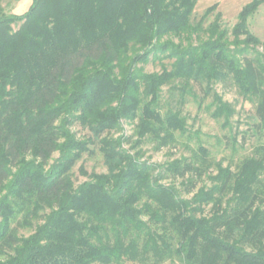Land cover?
<instances>
[{"label": "trees", "instance_id": "trees-1", "mask_svg": "<svg viewBox=\"0 0 264 264\" xmlns=\"http://www.w3.org/2000/svg\"><path fill=\"white\" fill-rule=\"evenodd\" d=\"M197 1L32 0L20 17L0 7V264H264L263 147L234 172L216 164L191 199L163 173L189 175L194 188L204 159L161 171L131 152L184 133L180 109L161 113L165 86L178 106L194 86L212 93V116L228 124L233 109L212 84L229 83L264 126V43L248 25L264 0L245 4L230 29L216 5L195 20ZM150 60L169 68L144 72ZM123 121H136V140L113 135ZM95 152L106 172L81 163L76 185L75 166Z\"/></svg>", "mask_w": 264, "mask_h": 264}, {"label": "rangeland", "instance_id": "rangeland-1", "mask_svg": "<svg viewBox=\"0 0 264 264\" xmlns=\"http://www.w3.org/2000/svg\"><path fill=\"white\" fill-rule=\"evenodd\" d=\"M251 0H198L193 18L198 20L204 11L216 5L214 13L221 15V23L224 27H230L236 22L237 14L240 9ZM32 3V0H0V7L3 12L16 17L25 15ZM213 13V14H214ZM213 16H209L206 23L213 20ZM250 31L264 43V5L260 6L257 12L248 21ZM258 51L264 55V47H259ZM167 61H148L144 65H140L144 72H160L162 66L169 68ZM213 91L222 97V100L230 105L233 109V114L228 119V124L224 123V118L215 119L212 116L214 110L213 94H209L206 98H201L202 92L197 86L192 88L190 94L184 96V104L178 106L177 100L179 92L171 90L168 86L162 88L161 91V113L167 110H181V115L185 121V131L180 133L174 132V142L161 147L157 150V141L147 138L132 149L134 153L139 151L142 160L159 166L161 171L171 164L177 163L182 165L185 161H190L194 165H201L204 159L207 165V177H202L196 185L190 187V176L185 178L171 176L168 171H165L161 183L166 185H173L179 192L182 199H191L192 196L200 188L208 189L212 182L208 176L217 174L216 164H221L223 167L228 166L233 172L241 164L244 159L254 156L257 148H264V126L257 127V120L254 117L255 101L244 99L238 92L236 87L229 83H213ZM136 121L131 123L123 121L121 124V131L113 133V135L131 138V141L136 140L134 135V127ZM72 131L76 133L78 138H83L88 134L79 126H73ZM129 145H124L128 149ZM199 147L206 151V155L202 156ZM57 155H54V158ZM83 163L87 173L106 172V165L103 163L102 156L95 152L88 156L84 155L83 159L77 163L74 168L75 184L86 180L78 172L79 165ZM260 185L264 190V174L260 175ZM188 190L190 192H188ZM188 192V193H187ZM228 195L226 196V199ZM209 207L205 209V215L208 214ZM25 230L21 234H27ZM123 264H134L125 262ZM163 264H180L178 261H166Z\"/></svg>", "mask_w": 264, "mask_h": 264}]
</instances>
